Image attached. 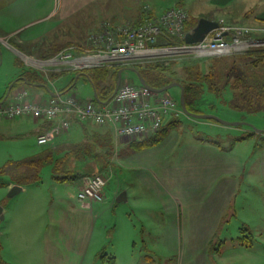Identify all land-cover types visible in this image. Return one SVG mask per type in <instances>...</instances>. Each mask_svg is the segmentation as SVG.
Returning a JSON list of instances; mask_svg holds the SVG:
<instances>
[{
  "label": "crops",
  "instance_id": "obj_1",
  "mask_svg": "<svg viewBox=\"0 0 264 264\" xmlns=\"http://www.w3.org/2000/svg\"><path fill=\"white\" fill-rule=\"evenodd\" d=\"M210 2L225 6L230 3L229 7L236 11L229 14L231 19H236L237 16L240 19L246 10L254 12V18L264 19V0ZM176 4L188 5V1L123 0L121 5L120 0H0V35L25 32L26 41L21 43L23 39H16L14 47L0 43V102L14 97L23 89L29 91L33 100L40 102H48L57 94L65 93H73L82 100H94L99 94L101 101L106 102L103 97L107 98L108 95L102 91L103 83L96 89L89 79L77 71L57 73L59 76L53 79L49 78V73L45 76L46 81L28 83L20 78L23 71L30 70L23 55L29 53V56H38L44 52L51 55L69 45H88L89 36L102 30L107 21L114 24L137 19L139 21L145 15V6H149L151 14L156 15ZM197 22L189 23V32ZM30 27L37 28L28 37L26 31ZM123 70L122 78L126 75L124 80L136 84L131 77V74L136 73L131 68ZM174 87H178L182 93L181 87ZM169 90L166 94L172 96ZM228 96L231 97L230 94ZM208 97L213 104L211 108H215L218 103L216 97L211 94ZM97 103L101 104L100 101ZM171 119L173 118H167L165 123ZM58 120L32 115L0 118V161H4L0 167L10 161L48 154L51 157L53 155L54 159H61L69 153L71 145L95 140L97 134L111 131L115 143V156L111 167L114 171L113 177H117L118 168L132 171L144 194L148 193L164 211L163 221L154 223L153 246L148 245L146 249H158L168 253L164 254L165 258L170 259L172 264H226L229 261L226 252L222 250V246L228 243L227 238L221 245H214L212 242L222 225L228 221L229 213L226 210H229L233 201V187L236 184L232 179L233 175L243 174L244 171L246 179H250L248 183L255 182L260 185V182H264V149L258 147L255 138V141L248 143L252 152L243 155H231L215 145L194 140L181 145L174 162L170 164L166 156L171 153L170 150L178 138L168 143L166 149L165 146L160 147V143L161 145L138 153L130 152L128 145L135 137L117 136L112 126L98 125L91 120L79 121L72 118L68 131L49 144L40 145L38 136L49 130ZM68 161L67 168L82 174L83 178L80 182L59 183L53 179L52 169L50 185L54 192L52 187H45L42 176L45 167L52 165L49 163L41 170L40 182L26 186L21 184L22 190L12 197L8 193L17 183L8 176L0 175V179H4L0 180V204L6 220L0 230V252L4 257L12 254L15 258L16 253L24 252L26 264H108L101 254L108 224L102 222L101 217L114 207L123 208L121 203L132 199L130 184L127 182V185L121 186L116 181L113 186V178L111 184L104 189L103 202H80L77 193L84 180L100 168L91 156H71ZM219 181L221 182L216 187ZM123 191L126 192L127 200L119 202L118 197ZM216 195L218 200H215ZM125 210L122 209L124 217L128 215ZM120 221L117 215L115 235L124 236L130 249L134 246L131 245V239L120 232L129 222L124 218ZM235 240L230 241L233 247L236 244L243 246L240 241L237 243ZM134 242L135 240L133 244ZM117 247L114 245L113 250ZM116 251L103 253L107 257L109 254L114 256L117 259L116 264H119ZM148 262L154 263L155 259L148 256Z\"/></svg>",
  "mask_w": 264,
  "mask_h": 264
},
{
  "label": "rangeland",
  "instance_id": "obj_2",
  "mask_svg": "<svg viewBox=\"0 0 264 264\" xmlns=\"http://www.w3.org/2000/svg\"><path fill=\"white\" fill-rule=\"evenodd\" d=\"M186 1H188V5L183 4L178 6L176 4L175 6L173 5L167 8L165 11L174 8H180L186 11L188 15L187 21L191 19L198 21L201 18H205V19L210 18L209 20L217 21L220 24L224 25L225 27H237L241 29L244 28L248 31L244 35H242V38H239V42H241V44H239L236 47V49H234V52L231 55L226 57L235 56V55H251V54L259 56L260 54L264 53V19L260 17L254 18L252 16L254 15V12L246 10V12L242 13L244 14V16L239 17L240 19H238V16L236 19H231L230 17H228L230 16L229 14L234 13L236 11H234L232 7H229L230 3H228V6H225L217 2L211 3L210 0H186ZM122 2L123 0H120L121 5ZM160 14H156V15H160ZM156 15L154 14V16ZM137 21L132 20L125 23L135 24ZM30 28L26 31L28 37H30L31 31L33 29H36L37 27L31 29ZM231 33L234 34V32ZM24 34L25 32L23 33L18 32L13 35L12 34L0 35V43L2 42L5 43L6 45L14 47L13 44L15 43L16 39L19 41L22 39L24 40L25 37ZM232 37L234 36L230 35L229 40L233 41ZM173 38L177 40L179 39L177 36L172 37V39ZM20 42L26 43L25 40ZM183 43L184 42H182V44H179L180 45L179 48L183 47L181 46L184 45ZM90 46L91 45L87 47L90 48ZM84 48L79 49L78 52L80 53L78 54L86 56L87 53L84 52ZM86 50L88 49H85V51ZM253 52H255V54ZM45 53L46 52H44L43 54H39L38 56H32V55L29 56L28 53V55H23V57L29 56L36 60L38 59L46 60L55 54L54 53L51 55H46ZM81 55H77V56H81ZM163 57L169 58V54L164 55ZM222 57L224 56H221V58ZM214 58L217 59L219 57H198L193 53L192 54L184 53L179 55L176 60L174 59V61L176 62V67H177L176 71H178V77L180 79L187 77L184 73H181L182 66L185 67L187 65H192V66L198 65L202 73L207 74L210 68L211 61ZM131 66H127V68L132 69L133 67H135L133 66V64ZM103 67H108L111 70L114 68L115 70L119 67H124V66L121 65L119 66L116 64L113 66H103ZM29 69H33V68H29ZM113 73L111 72V74ZM125 76L126 75H124V77L122 78L123 79L122 83L127 82V80H124ZM131 77L134 78V82L136 84L140 83L138 76H136L135 74L134 75L131 74ZM231 87L227 86L226 89H223L222 91L219 90L220 92L219 96L214 95L218 103L217 106H215V108L213 109L211 108L213 104H211L212 102L208 97L209 94L211 93L205 92L203 96V101L200 105L201 110L206 114L216 115L219 118L229 122H241V123L251 124L253 127H250L249 125H245V124H242L241 128H238L237 126H226L219 122H213L209 119L194 118L184 113L178 118L180 119L181 122L178 123V125L174 127L173 130L170 131L167 140L165 138L164 140L166 141L165 142L163 141L164 143L162 142L161 143L162 145L160 144L161 145L160 147L165 146L166 149L168 148L167 146H169L168 143L170 144L171 142L175 141L176 138H178L177 142L174 143L173 148L170 150L171 153L167 154L166 156V160H168L170 164L174 162L176 153L178 152V150H180L181 145L189 143L194 140H199L203 143L211 144V145L212 142L209 140L217 141L221 144V146L220 145H216V146L221 148L222 149L221 151L229 152L231 153V155H243L252 152V150H250L251 148L250 144L248 145L249 141L256 140L258 145V140L256 138L254 140V137L239 141L225 140L227 134H231L233 136H238V137L253 131H255L258 135L264 134V112L247 113L245 111L236 110L230 107L227 101L229 102V100H231L233 97L234 89H232ZM169 93L176 101L179 102L181 93L179 92L178 87H174L173 89H171ZM229 94L231 96L230 98L228 96ZM224 101L226 103H224ZM254 128L261 129L263 130V132H257V130ZM146 136L149 135H145V137ZM167 152H169L168 149ZM3 162L4 161H0V164H3ZM112 164L109 165L107 169L103 170L104 171L103 174L106 175V180H107L106 185L109 186L113 178H115L112 180L113 186H115L116 181H119V184L121 186H125L127 185L126 183L129 182L130 184L129 189L132 192L133 197L128 202L121 203L122 205L121 207L123 208L117 209L118 207L117 206L114 207L112 210H109L106 214L102 215L101 221L106 222L108 224V230L107 232L104 233L106 239H105V246L103 247L101 254L106 251L110 253V251L117 250L119 256L118 258L119 264H172V261H170L169 258H168L169 260L165 258V255H168V253L160 251L158 249H156V251L153 250L149 251L146 249L148 245L153 246L152 239L155 233L153 232V228L155 226L154 223L158 224L161 223V220L163 221L164 219L163 209L159 207V205L152 197L148 196V193L144 194V192L141 189V186H139L138 182L136 181L137 179L133 177V174L131 173L132 171L129 170L126 171L121 168H118L117 177H113L114 171L111 168ZM51 171H52V165H47L42 172V176L45 182V187L46 186L52 187V192H54L53 186L50 185ZM245 175L246 173L243 171V174L237 173L235 174V176L233 175L232 177L233 181L236 182V184L235 187H233L234 188L233 191L234 196L232 198L233 201L229 207V210H226V212L229 213V217L227 218L228 221L222 225V227L219 230V234L215 237V239H213L212 242L214 243V245H221L222 242L226 241L225 238H227L228 243L222 246L223 252H226V255L229 258V261L225 262L226 264H264V182H260V185L256 184L255 182L248 183L250 179L249 178L246 179ZM89 177H87L86 179H88ZM86 179L84 180V183ZM0 180L4 181V179H0ZM220 182L221 181H219L216 184V187L217 185H219ZM82 188L83 185L81 189ZM211 196L212 195H210V197ZM215 200H218L217 195L215 196ZM122 209H126L125 214H128L126 217H124V215L122 214ZM117 215L119 221L121 218H124V220H127L129 222V224H126L127 227L124 226L121 228L120 232L123 234H127L128 239H131V245L134 246L130 245L131 246L130 249H128V240L127 242L124 241L125 240L124 236L118 237V235H115V228H116L115 224L117 222ZM5 223H6L5 219L0 220V225H1L0 230L5 225ZM244 226L249 229V231L247 232V236L250 238L252 246H241L236 244L234 245L235 247H233L230 241L232 239L234 240L236 239L235 241L239 243L237 241V237L239 236L243 237L244 232L242 233L241 229ZM133 240H135L134 244H133ZM113 244L115 246H118L116 250L115 249L113 250V246H114ZM23 255H25L24 252L16 253L15 258H17V261H15V258L12 257V254H8L7 257H4V255L1 254L0 252V264H26ZM109 256L112 255L109 254ZM148 256L154 258L155 262L154 263L148 262Z\"/></svg>",
  "mask_w": 264,
  "mask_h": 264
},
{
  "label": "built area",
  "instance_id": "obj_3",
  "mask_svg": "<svg viewBox=\"0 0 264 264\" xmlns=\"http://www.w3.org/2000/svg\"><path fill=\"white\" fill-rule=\"evenodd\" d=\"M144 11L145 15L135 24L105 22L102 30L91 34L88 45L63 48L46 62L29 56H24V61L30 68L48 76L49 73L75 72L116 64L127 67L135 62L166 59L163 57L167 55L166 51L169 59L175 60L184 53H193L198 57L229 56L241 44L239 38L248 32L244 28L225 27L221 24L202 42L184 43L179 48V44L172 45L169 39L176 36L180 40L185 39L188 19L186 11L174 8L156 16L151 14L149 6H145ZM230 35L234 36L233 41L229 40ZM89 45L90 48L87 47ZM82 48L86 56L78 54ZM183 114L180 103L172 96L127 82L122 83L113 96L101 104L94 100H82L73 93L57 94L48 102H40L33 100L26 89L0 102V118L32 115L43 119H59L49 130L38 136L40 145L49 144L68 131L72 118L110 125L120 137L141 138L155 134L167 118H179ZM106 184L105 174L90 176L77 193L78 200L87 204L103 202Z\"/></svg>",
  "mask_w": 264,
  "mask_h": 264
},
{
  "label": "trees",
  "instance_id": "obj_4",
  "mask_svg": "<svg viewBox=\"0 0 264 264\" xmlns=\"http://www.w3.org/2000/svg\"><path fill=\"white\" fill-rule=\"evenodd\" d=\"M195 23V20L191 19L186 23V35L189 32V23ZM171 44H180L185 42L184 40L169 39ZM55 51L54 53H57ZM53 53V54H54ZM255 54V52H253ZM133 68H136L141 76L146 80L148 85L152 89H161L174 82H179L184 87L185 101L188 111L192 113L203 114L201 110V103L203 101L204 93L208 92L215 96H219L220 91L226 89L227 86H232L234 89L233 97L229 102L230 107L245 111L247 113L264 112V53L257 55H235L230 57H219L213 59L210 64L208 73H202L198 65L182 66L181 73H184L187 77L180 79L178 77V71H176V62L174 59H160L144 62H135ZM127 67H119L112 70L108 67H98L79 71L78 74L85 76L92 84L99 88V85L103 83L102 91L107 93V98L110 99L117 88V82L119 78V71ZM59 76L57 73H51L49 78ZM20 78L26 80L28 83L31 81H46L45 75L37 70H25ZM115 79V80H114ZM139 79V78H138ZM122 82V81H121ZM126 83V82H125ZM127 83H131L128 82ZM134 84V83H132ZM102 97L98 94L95 102L101 101ZM224 103H226L224 101ZM213 122H217L214 119H209ZM180 119H171L165 123L155 134L144 136L141 138H135L132 140L128 149L130 152H139L155 146H158L169 135L170 131L180 123ZM238 127H242L239 125ZM256 138L258 140V147L264 149V134L258 135L256 132H248L241 136H233L227 134L225 140H245L249 138ZM258 137V138H257ZM111 131L107 134H97L95 140L88 142H82L80 144L71 145L69 153L61 159H54L53 155H42L36 158H29L19 161H10L0 167V175L8 176L10 180L17 184L24 186L38 183L42 180L41 170L46 164H52L53 166V179L59 183H75L80 182L83 178L82 174H79L73 170L67 168V162L71 156L76 158L91 156L95 159L102 173L112 164L115 156V143ZM212 145H220L217 141H212ZM97 173H94L95 175ZM243 237L239 236L238 241L243 246L251 245V240L247 236L249 229L242 227ZM1 249V246H0ZM102 257L107 259L108 264H116V258L114 256L106 255L102 253Z\"/></svg>",
  "mask_w": 264,
  "mask_h": 264
},
{
  "label": "water",
  "instance_id": "obj_5",
  "mask_svg": "<svg viewBox=\"0 0 264 264\" xmlns=\"http://www.w3.org/2000/svg\"><path fill=\"white\" fill-rule=\"evenodd\" d=\"M219 27H220L219 22L214 21V20L201 18L198 20L197 25L193 28V30L190 31L189 33H187V35L185 37V42L187 44H196L198 42H202L203 40H205V38L212 31H214L215 29H217ZM132 71H134L136 73V75L138 76L140 84L151 88L148 85V83L146 82V80L141 76L140 72L137 69L132 68ZM123 72H124L123 69L119 71V78H118L116 90L118 89L119 85L121 84ZM173 86H179L182 89V93L180 96V104H181L184 112L187 115L192 116L194 118H199V119H214L217 122L224 124L226 126H239V125L245 124V125H249L250 127H253L251 124H246V123H241V122H229V121L223 120V119H221L218 116L213 115V114H206V113L199 114V113H192V112L188 111L186 101H185L184 87L182 86V84H180L178 82H174V83H172V84H170L164 88H161V89H157V90L152 89V88L151 89L156 91V92L162 93V92H167ZM116 90H115V92H116ZM254 129H256V128H254ZM256 130H257V132H263V130H261V129H256ZM21 190H22V186L19 184H15L12 187V189L10 190V192L8 193V196L12 197L16 193L20 192ZM126 200H127L126 192L123 191L122 193H120V195L118 197V201L123 202ZM0 219H4L3 206L1 204H0Z\"/></svg>",
  "mask_w": 264,
  "mask_h": 264
},
{
  "label": "bare ground",
  "instance_id": "obj_6",
  "mask_svg": "<svg viewBox=\"0 0 264 264\" xmlns=\"http://www.w3.org/2000/svg\"><path fill=\"white\" fill-rule=\"evenodd\" d=\"M220 26H221V24H220ZM90 36H91V35H90ZM90 36H89V38H90ZM178 40H180V39H178ZM184 43H186V42H184ZM184 43H183V44H184ZM180 44H182V42H181ZM55 54H56V53H55ZM165 54H168V52L166 51ZM51 58H52V57H49V59L41 60V61L46 62V61H49Z\"/></svg>",
  "mask_w": 264,
  "mask_h": 264
}]
</instances>
